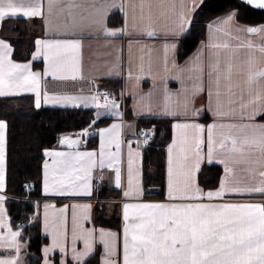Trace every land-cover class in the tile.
I'll list each match as a JSON object with an SVG mask.
<instances>
[{"label":"snow or ice","instance_id":"1","mask_svg":"<svg viewBox=\"0 0 264 264\" xmlns=\"http://www.w3.org/2000/svg\"><path fill=\"white\" fill-rule=\"evenodd\" d=\"M254 9L264 10V0H243ZM56 0H48V12L53 11ZM143 6V5H142ZM174 8L175 5L173 4ZM195 8L190 9L193 12ZM235 14H229L221 21L227 25L226 34H231L232 21ZM45 18L43 0H31L27 5L17 3L16 0H0V22L8 18ZM181 26L190 23L188 13H180ZM216 31L221 29L215 25L209 26ZM245 33L247 37H259V43L251 39H242L238 48L246 49L248 56L246 63L252 65V53L258 51L264 56V27H247L236 29ZM105 37H120L127 35L126 30L104 29ZM169 34L167 31L165 35ZM61 38L52 40H37V50L33 60L43 56L45 68L43 73L33 72L29 63H16L9 57L11 54L10 42L0 39V97L18 96L22 93L35 95L36 108L41 107V99L47 105L49 102L60 106L71 105L80 107L94 106L97 109H107L98 113V117L113 115L119 116V108L110 99L108 94L97 93L90 100H81L67 95H49L47 91L41 96L42 76H50L55 81L75 82L82 79L81 67L77 61L76 53L81 49V41L67 33L60 34ZM148 37L156 35L154 31H147ZM175 36L176 32L172 31ZM206 47L230 49L228 42L210 44ZM175 49V44L163 45L165 64L168 61L169 49ZM69 54L71 56L69 57ZM202 58H197L199 62ZM239 59L234 53L229 54L222 61L219 56L214 62L210 61L209 80L215 81L217 107L214 110L216 120L226 118V113L220 104L222 86L227 90L229 111L234 112V106L240 108L241 123H212L207 127V162L209 164H222L224 176L218 190L204 193L197 186V173L200 170L204 156L201 152L204 127L198 123L190 122L192 117H198V109H194L195 96L202 90L199 85L193 87L191 92L185 90L173 94L164 89L165 103L158 111L147 107L150 115L171 117L174 120L184 118L185 122H177L174 128L179 131L180 139L173 140L168 148V198L169 200L188 201L180 204L165 203H125L123 205V259L122 264H264V203H212L214 200H223L226 195L251 196L259 194L264 197V123H255L257 117L264 118V69L249 71L243 85L233 84V61ZM185 69L178 68L182 73ZM190 73L192 69L188 70ZM200 72H203L202 64ZM242 75V74H241ZM131 78V73L129 74ZM178 78H182L178 77ZM239 88L237 94L233 88ZM179 97L175 104L171 103L173 96ZM211 96V92L209 93ZM151 96V93H149ZM103 97L104 103H100ZM140 112L144 108L138 109ZM234 119L235 117H227ZM247 121V122H246ZM95 123V121H93ZM120 128L113 124L111 128L101 130V152L99 154V167L105 168L104 147L105 143H115L116 153L112 154L107 167H112V161H117L120 142L118 136L114 139L112 133ZM217 128L225 131L217 132ZM80 135H89L85 129ZM147 137L150 133H144ZM107 137V140H106ZM7 124L0 120V230L5 227V201L7 194L5 164H6ZM60 145L71 148L79 144V139L62 137ZM194 149V151H193ZM174 152L176 155L174 156ZM45 155L52 158L53 167L45 163L43 194L45 196H91L93 187L97 192L102 190V184L91 183L93 170L97 166L95 152L64 153L58 151H45ZM133 153L129 152L128 158V191L125 197L131 194H141V188L136 174L134 181ZM115 186L121 187L120 169H115ZM27 185L25 186V191ZM207 200L208 203L203 201ZM99 202V201H98ZM45 205L46 228L47 209ZM85 213L90 205L81 206ZM65 209H60L63 214ZM87 219V215L84 217ZM75 225V217H74ZM20 232L8 230L7 235L0 236V252L7 250L8 255L0 258V264H17L20 243L17 238ZM77 239L84 241L83 251L72 249L73 259L76 264H90L89 258L95 253V230L83 229L79 235L73 231V243ZM114 234L110 231L99 232V242L103 247L102 264H119L115 258ZM54 248L65 251L56 235L53 236L52 248L45 247L44 264H49L48 253ZM15 255H12V252Z\"/></svg>","mask_w":264,"mask_h":264},{"label":"crops","instance_id":"2","mask_svg":"<svg viewBox=\"0 0 264 264\" xmlns=\"http://www.w3.org/2000/svg\"><path fill=\"white\" fill-rule=\"evenodd\" d=\"M202 0H56L53 11L48 12V0H43L45 18H35L40 22V28L36 30V37L34 40V48L31 53L30 60L18 61L12 57V51L10 59L16 63H29L33 72H41L45 68L43 56L33 60V56L36 53L37 40H52L61 38L60 34L67 33L70 36H75L81 41V49L76 53L77 61L81 67L82 79H78L73 82L71 80L67 82L55 81L50 76L41 79V96L47 91L49 95H67L77 97L81 100H90L92 95L100 93L102 90L107 89L103 86L102 81L108 78H120L122 81V88L119 96L112 98L115 104L119 105V108H112V111H118L119 116L106 115L99 118H110L111 121L105 126L97 129L87 128L89 135H80L84 130L76 132H66L58 135L56 143L53 147L43 150L42 161V194H43V181L45 163L49 165L51 169L53 167L52 158L45 155V151H58L64 153H76V152H95L97 154V166L93 170L91 183L95 185L96 179L99 183H103L109 187L117 189L119 191V198L115 200L117 207V214L120 216V228L118 230L94 225L92 223V211L93 205L97 200L93 195L91 196H44L38 202V213L40 215L41 231L48 239L47 243L41 247V264H44L45 247L52 248L53 236L56 235L65 251H60L59 248H54L48 253L49 264H76L73 259L72 249L83 251L84 241L77 239L75 244L73 243V231L79 235L81 227L83 229L95 230V242L94 249L98 246L100 248V258L98 264H102L103 259V247L99 242V232L101 230L110 231L114 234V249L116 252V259L119 264H122L123 259V228L125 221L123 218V205L125 203H165V204H180L187 203L188 201L181 200H169L168 198V148L172 145L173 140L180 139V133L174 128V124L177 122H185L184 118L180 120H174L171 117V140L166 147V193L165 198L161 200H148L142 197L141 186V148L145 144V141L138 137V129L136 128L134 120H128L124 117V105L128 99L131 115L134 118L139 117H164L153 116L147 112V107L151 106L152 111L156 112L165 103L163 96L164 89L176 94L187 90L191 92L194 86L199 85L202 89L198 95L195 96L194 104L192 107L198 109L199 116L192 117L190 122L198 123L202 125L205 131L201 134L202 144L201 152L204 156V160L201 163L209 164L207 162V127L208 125L216 123H241L240 120V108L238 105L234 106V112L229 111L228 96L226 89L221 88L220 104L222 110L226 113V118L223 120H216L214 116V110L217 107L216 99V87L215 81L209 80L208 72L210 71V61L214 62L217 56L223 61L229 54L234 53L239 57L233 61V84L243 85L244 79L249 71H257L264 69V56L258 51L253 52L252 65L246 63L248 56L245 54L246 49L238 48L240 40L251 39L257 44L259 43V37L251 36L247 37L245 33L237 32L236 29L247 27H264V23L258 25H246L239 22L236 18V9L229 8L221 13L210 18L206 24V33L202 40H200L194 50L181 62L176 60V50L178 46V39L188 29L189 23L184 22L181 31L180 13L183 11L189 14L190 21L193 12L189 10L197 8ZM17 3H23L27 5L31 0H16ZM175 5L173 8L172 5ZM143 5V6H142ZM114 11H120L122 13V25L121 27H108L106 26L107 17ZM234 13V19L232 21L231 34H226L228 28L227 25L221 24V21L225 19L229 14ZM31 19V18H25ZM215 25L221 30L216 31L215 28L210 29V25ZM1 24V22H0ZM108 30H126L127 35L120 37H105L104 29ZM154 31L156 33L153 37L146 35L147 31ZM169 34L165 35V32ZM175 31L176 35H171V32ZM0 39H3L0 37ZM7 42L5 39H3ZM230 44V49L223 48H210L206 47L210 44L224 43ZM165 43L175 44V49H169L167 65L165 64L163 45ZM11 47V45H10ZM12 50V47H11ZM198 62L197 58L201 57ZM71 54H69V57ZM33 61L41 62V68H34ZM202 64L203 72H200V65ZM183 68L184 72L178 73L177 69ZM192 69L191 73L188 71ZM131 73V78L129 74ZM242 74V75H241ZM178 78V77H181ZM109 90V89H108ZM233 90L239 94V88H233ZM211 92V96L209 93ZM151 93V96H149ZM20 95H29L32 98L33 105L35 106V95L33 93H22ZM19 96V95H18ZM9 97V96H5ZM11 97V96H10ZM179 97L173 96L171 103L175 104ZM104 99H100V103H104ZM41 106L48 107H62L59 104H53L49 102L47 105L43 103L41 99ZM36 107V106H35ZM63 107H73L71 105ZM81 108H91L94 111V117L98 119V113L107 111V109H97L94 106L86 107L83 103H80ZM144 108L145 111L140 112L138 109ZM207 114L209 120L207 122L200 121V117ZM235 117L234 119H228L227 117ZM5 122V120L0 119ZM247 122V121H246ZM255 123H264V120L256 119ZM113 124H119L120 128L114 130L112 133L115 139L118 136L120 146L117 161H112V167H107L111 160L112 154L116 153L115 143H105L104 147V159L105 168L102 170L99 167V154L101 152V137L99 135L101 130L111 128ZM217 132L225 131L217 128ZM96 133L97 144L94 148H85L86 139L91 134ZM62 137H70L72 139H79L78 145H73L69 148L66 145H60L59 141ZM107 140V137H106ZM133 155V179L135 181L136 174L139 176V186L141 188V194H131L129 197L124 196V192L128 191V158L129 152ZM194 151V149H193ZM176 153L174 152V156ZM215 164V163H214ZM222 168V173L219 178L217 187L204 189L199 185L197 186L201 191L207 193L209 191H216L219 189L221 180L224 176V166L217 164ZM200 166V168H201ZM120 169L121 174V187L115 186V169ZM198 175V173H197ZM94 188V187H93ZM204 203L209 201L204 200ZM264 203V197L259 194H252L251 196H238V195H226L223 200H214L212 203ZM90 205V209L87 213L84 212L81 206ZM45 205H50L47 209V228L45 218ZM5 209V206H4ZM60 209H65L64 213H60ZM112 207L106 206L105 213L110 215ZM87 215V219H85ZM75 217V225H74ZM4 228L0 230V236L7 235L9 229L17 231L11 228L9 224V217L5 210V216L2 218ZM18 232V231H17ZM20 243V251L17 260V264H24V249L25 244L17 238ZM9 253L7 250L0 252V258H4ZM15 255V252H12Z\"/></svg>","mask_w":264,"mask_h":264},{"label":"trees","instance_id":"3","mask_svg":"<svg viewBox=\"0 0 264 264\" xmlns=\"http://www.w3.org/2000/svg\"><path fill=\"white\" fill-rule=\"evenodd\" d=\"M229 8L236 9V18L246 25L264 23V10L254 9L240 0H202L192 14L187 31L179 37L176 60L183 61L202 40L206 33V24L213 16ZM122 13L112 12L106 19V26L121 27ZM37 19L23 17L8 18L0 24V37L10 42L12 57L18 61L30 60L34 48L36 30L40 28ZM34 68H41V62L33 61ZM103 86L114 97L119 96L122 81L120 78H108ZM124 117L134 120L136 128L152 131V138L141 148V186L142 197L148 200H161L166 193V147L171 140V119L166 117H139L131 115L128 99L124 105ZM0 119L7 124L5 176L7 194L5 210L11 228L21 233L18 237L25 244L24 264H41V247L48 239L41 231L38 202L42 194L43 150L53 147L59 134L81 131L86 128L97 129L108 124L110 118L94 117L91 108L48 107L36 108L29 95L0 97ZM260 120L264 118L258 117ZM204 114L200 121L207 122ZM95 121V123H93ZM97 144L96 133L87 137L85 148H94ZM222 168L217 164H203L198 172L197 181L204 189L218 185ZM102 190L93 188L92 223L118 230L120 216L117 214L115 200L119 191L103 183ZM27 189L25 191V186ZM30 188V189H28ZM99 201V202H98ZM112 207L106 215V206ZM100 248L89 258L90 264H98Z\"/></svg>","mask_w":264,"mask_h":264},{"label":"built area","instance_id":"4","mask_svg":"<svg viewBox=\"0 0 264 264\" xmlns=\"http://www.w3.org/2000/svg\"><path fill=\"white\" fill-rule=\"evenodd\" d=\"M100 93L108 94L109 97H110V99L114 98L113 95L111 94V92H110L108 89H104V90H102ZM101 98L103 99V97H101ZM86 129H87V128H86ZM145 132L150 133V135L147 137V141H149V140L152 138V136H153V132H152V131H147V130L144 129V128H141V129L138 131V137L141 138V139H143V140L145 141V139H146V137H145V135H144ZM97 182H99L98 179H96L95 184H96ZM28 189H30V188H28Z\"/></svg>","mask_w":264,"mask_h":264},{"label":"water","instance_id":"5","mask_svg":"<svg viewBox=\"0 0 264 264\" xmlns=\"http://www.w3.org/2000/svg\"><path fill=\"white\" fill-rule=\"evenodd\" d=\"M240 1H242L243 2V0H240ZM246 4V3H245Z\"/></svg>","mask_w":264,"mask_h":264}]
</instances>
